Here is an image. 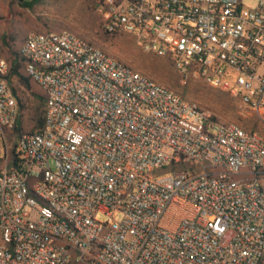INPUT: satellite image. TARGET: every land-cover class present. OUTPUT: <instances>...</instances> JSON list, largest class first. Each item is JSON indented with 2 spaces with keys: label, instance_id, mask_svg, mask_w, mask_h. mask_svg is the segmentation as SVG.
<instances>
[{
  "label": "built area",
  "instance_id": "1",
  "mask_svg": "<svg viewBox=\"0 0 264 264\" xmlns=\"http://www.w3.org/2000/svg\"><path fill=\"white\" fill-rule=\"evenodd\" d=\"M94 8L105 32L133 34L264 117V0ZM17 56L44 124L18 134L0 169V264H264L263 134L65 29L30 31ZM9 67L0 55V132L19 116Z\"/></svg>",
  "mask_w": 264,
  "mask_h": 264
},
{
  "label": "rangeland",
  "instance_id": "2",
  "mask_svg": "<svg viewBox=\"0 0 264 264\" xmlns=\"http://www.w3.org/2000/svg\"><path fill=\"white\" fill-rule=\"evenodd\" d=\"M240 2L246 7H255L257 4V0ZM94 7L95 0H0V55L10 65L30 31L65 29L84 37L110 56L162 83L184 99L209 108L221 120L235 122L264 135V117L244 108L237 96L212 87L202 79L192 76L183 78L168 55H158L154 51L143 49L131 33L105 32ZM19 71L26 76L23 65ZM10 84L16 89L22 103L19 108V123L23 130H30L34 117L43 110L41 100L45 103V98L40 97L43 93L36 99L32 91L20 85L16 75L12 76ZM17 136L18 133L14 130L0 132V169L10 166ZM165 174L167 173L158 172L157 176ZM97 218L106 220L107 216L98 213ZM120 218V213H117L115 219ZM69 264L77 263L71 261Z\"/></svg>",
  "mask_w": 264,
  "mask_h": 264
},
{
  "label": "trees",
  "instance_id": "3",
  "mask_svg": "<svg viewBox=\"0 0 264 264\" xmlns=\"http://www.w3.org/2000/svg\"><path fill=\"white\" fill-rule=\"evenodd\" d=\"M15 60H17V62H15ZM22 63L20 62L19 60V57L16 56L14 59L11 60V63H10V67H9V71H8V74H7V77L9 79V81L11 80L12 76L13 75H16L19 82L24 85L25 88L27 89H30L31 86H30V79L29 77L23 75L20 71H19V68L21 67ZM41 98H43L44 96H40ZM41 103L43 105V110L41 113H38L35 117H34V120H33V126L31 129H41L43 127V124H44V100L42 99L41 100ZM18 104H19V108H21L22 106V103L20 100H18ZM20 116H18L19 118ZM16 120V123H15V126L13 128V130L15 132H17L18 134L20 132L23 131V127L21 125V123H19V120ZM246 129V128H245ZM248 130V129H246ZM249 131H252V132H255L254 130H249ZM13 156L15 158L16 154H15V151L13 152Z\"/></svg>",
  "mask_w": 264,
  "mask_h": 264
},
{
  "label": "crops",
  "instance_id": "4",
  "mask_svg": "<svg viewBox=\"0 0 264 264\" xmlns=\"http://www.w3.org/2000/svg\"><path fill=\"white\" fill-rule=\"evenodd\" d=\"M11 79H12V78H11ZM31 82H34V81H32V80L30 79V86H31V88L28 89V90L32 91L34 97H36V99H38L39 94L42 93V89H41V87H40L36 82H34V83H31ZM19 83H20V82H19ZM20 85H22V84L20 83ZM23 86H24V85H23ZM11 88H12V91H13L14 95L16 96L17 100H20L19 97H18V95H17L16 89L12 87V84H11ZM26 89H27V88H26Z\"/></svg>",
  "mask_w": 264,
  "mask_h": 264
}]
</instances>
